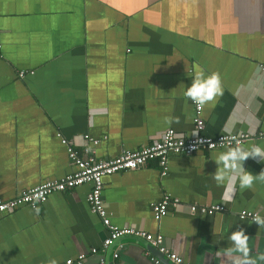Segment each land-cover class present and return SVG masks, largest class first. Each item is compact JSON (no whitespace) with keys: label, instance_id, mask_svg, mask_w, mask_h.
<instances>
[{"label":"crops","instance_id":"0c3cea01","mask_svg":"<svg viewBox=\"0 0 264 264\" xmlns=\"http://www.w3.org/2000/svg\"><path fill=\"white\" fill-rule=\"evenodd\" d=\"M0 201L74 171L68 143L110 160L160 140L166 130L194 137V105L184 96L197 71L217 73L223 94L202 106L203 135L248 133L242 146L264 148V0H0ZM24 73L23 78L19 73ZM200 151L104 177L102 200L112 225L152 236L188 264H235L232 232L248 236L249 257L264 255V179L241 188L224 181L217 156ZM242 167L264 175V161ZM90 185L55 193L36 211L0 215V264H152L154 249L137 238L107 250L108 231L87 202ZM165 196L180 206L155 220ZM224 207L213 215L189 206ZM146 242V241H145ZM96 249V253L90 251ZM156 250V249H155ZM158 252V251H157Z\"/></svg>","mask_w":264,"mask_h":264},{"label":"built area","instance_id":"2783aa9c","mask_svg":"<svg viewBox=\"0 0 264 264\" xmlns=\"http://www.w3.org/2000/svg\"><path fill=\"white\" fill-rule=\"evenodd\" d=\"M2 44L0 41V57ZM260 71L264 72V65L260 66ZM23 78L24 73H19ZM194 105V130L195 136L190 138L179 137L174 130H166L159 141L154 142L138 151L123 152L118 157L110 160H97L93 156V147L98 144L97 140H92L88 136L84 137L85 147L78 153L66 141L63 143L67 146L68 158L74 167V171L61 179L48 180L42 182L38 186L22 191L15 198L8 201H0V215L13 212L19 207L26 206L36 211L40 204L46 202L48 197L55 193H63L74 188L90 185V191L87 195V202L91 211L96 214L108 231V237L103 241L102 248L107 250L118 239L123 237H133L146 241L151 247L155 248L160 255L170 264H188L181 256L170 251L163 244L161 235L152 236L142 230L128 227L119 228L111 224L102 200V181L104 177H108L121 172L135 171L150 161H157L162 175L167 173L168 157L172 155L191 156L200 151H214L218 149H226L242 146L251 136L248 133H239L235 135H219L215 138H209L203 135L204 122L201 119L202 107ZM180 206L179 200L171 199L165 196L159 203L151 206L153 217L160 220L165 217L171 210L174 211ZM190 213H199L200 215H213L217 212H223L224 207L219 205L213 206H189ZM257 214L249 212H241L238 216L241 220H249L252 223L253 217ZM90 253L95 254L96 249H92ZM112 264H120L119 254H112ZM85 256L79 255L76 259H68L63 264H84ZM152 264H164L156 256L150 257ZM98 264H105L100 259Z\"/></svg>","mask_w":264,"mask_h":264},{"label":"clouds","instance_id":"9594fccd","mask_svg":"<svg viewBox=\"0 0 264 264\" xmlns=\"http://www.w3.org/2000/svg\"><path fill=\"white\" fill-rule=\"evenodd\" d=\"M222 94L221 80L215 72L209 75H205L201 71L195 72L191 84L184 91L185 97L201 107L206 103L214 101L215 98ZM249 157H259L264 161V148L256 145L247 149L238 146L220 153L217 156L220 170L215 175V179L224 181L225 178L231 179L234 176L238 179L241 188L251 187L254 179H264V175L254 177L243 169L242 163ZM253 222L258 226L264 227V218L258 214L253 217ZM229 239L232 242V247L229 251L240 254L235 264H256V260L249 257L248 236L245 235L243 229L232 232ZM259 259L264 261V255H260ZM50 264H56V262L53 260L50 261Z\"/></svg>","mask_w":264,"mask_h":264},{"label":"water","instance_id":"95a60500","mask_svg":"<svg viewBox=\"0 0 264 264\" xmlns=\"http://www.w3.org/2000/svg\"><path fill=\"white\" fill-rule=\"evenodd\" d=\"M138 239V238H137ZM136 241H139V243H142L143 242V244L142 245H144V246H146L147 245V247L149 248V249H154L153 247H151L147 242H145L144 240H142V239H138V240H136ZM142 241V242H141ZM154 251L157 253V258L159 259V260H161L164 264H170L167 260H165V258L162 256V255H160L158 252H157V250H155L154 249ZM108 264H110L109 262H107Z\"/></svg>","mask_w":264,"mask_h":264}]
</instances>
